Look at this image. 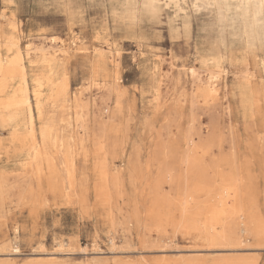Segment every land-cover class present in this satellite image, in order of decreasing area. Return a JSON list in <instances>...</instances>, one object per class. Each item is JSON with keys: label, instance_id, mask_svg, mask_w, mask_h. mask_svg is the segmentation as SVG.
<instances>
[{"label": "rangeland", "instance_id": "374dc122", "mask_svg": "<svg viewBox=\"0 0 264 264\" xmlns=\"http://www.w3.org/2000/svg\"><path fill=\"white\" fill-rule=\"evenodd\" d=\"M232 1L0 0V264H264V0Z\"/></svg>", "mask_w": 264, "mask_h": 264}, {"label": "bare ground", "instance_id": "6f19581e", "mask_svg": "<svg viewBox=\"0 0 264 264\" xmlns=\"http://www.w3.org/2000/svg\"><path fill=\"white\" fill-rule=\"evenodd\" d=\"M229 1H230V0H229ZM233 1H236V0H233ZM233 1H232V3H233ZM226 3H227V2H226ZM230 3H231V2H230ZM230 3H229V4H230ZM263 3H264V2H263ZM229 4H228V5H229ZM261 5H262V3H261ZM229 6H230V5H229ZM231 6H232V5H231ZM235 6H237L236 3H235ZM226 7H227V5H226ZM227 8H228V7H227ZM132 12H133V11H132ZM5 41H6V40H5ZM1 62H2V61H0V71H2V69H3V66H2ZM22 68H23V67H22ZM24 91H25V90H24ZM5 108H6V107H5ZM70 128H71V127H70ZM31 148H32V147H31Z\"/></svg>", "mask_w": 264, "mask_h": 264}]
</instances>
